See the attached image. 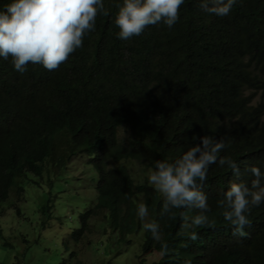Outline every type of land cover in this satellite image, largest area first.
Listing matches in <instances>:
<instances>
[{
	"label": "trees",
	"instance_id": "16d2710c",
	"mask_svg": "<svg viewBox=\"0 0 264 264\" xmlns=\"http://www.w3.org/2000/svg\"><path fill=\"white\" fill-rule=\"evenodd\" d=\"M11 2L0 0V11ZM103 2L109 16L98 14L95 30L57 69L29 63L20 74L11 57L0 58V204L11 189L22 196L27 186L40 188L47 199L43 216L58 207L75 213L58 218L62 226H76L65 241L70 250L99 216L120 243L130 242L141 230L143 203L161 239L145 231L142 264L162 243L170 251L153 264H264V203L251 208L243 237L233 235L217 207L231 182L250 185L246 167L264 173V0H238L225 17L185 0L172 28L148 26L128 40L117 38L114 22L123 0ZM65 130L96 175L94 197L78 212L58 197L64 175L51 169L55 138ZM195 136L225 140L220 155L230 156L242 173L237 181L231 169L210 166L202 186L211 209L204 227L191 224L196 209H174L175 219L161 216L162 195L149 183L136 184L123 164L131 159L153 170L157 160L180 158Z\"/></svg>",
	"mask_w": 264,
	"mask_h": 264
},
{
	"label": "clouds",
	"instance_id": "9594fccd",
	"mask_svg": "<svg viewBox=\"0 0 264 264\" xmlns=\"http://www.w3.org/2000/svg\"><path fill=\"white\" fill-rule=\"evenodd\" d=\"M238 0H199L203 12L225 17ZM185 0H123L117 4L115 25L117 38L128 40L139 36L148 26L163 23L172 28L179 19V9ZM109 16L103 0H12L0 11V58L8 60L20 74L27 65H40L52 71L64 63L76 49L82 47L84 36L95 30L96 18ZM190 149L172 162L157 160L149 176V183L163 197L160 215L175 219L174 209H196L199 214L191 218L196 227L207 226L211 211L208 197L202 190L211 165L231 169L239 181L240 165L230 156L220 153L228 146L225 140L212 136H195ZM198 141V142H197ZM253 179L249 184L231 182L217 200V207L233 235L246 236L250 226L248 214L253 207L264 203V173L258 167H246ZM138 216L148 214L147 206L139 205ZM183 217V213H181ZM214 222V221H213ZM152 238L161 239L160 225L150 222L144 225ZM193 240L197 238L193 233ZM167 243H162L159 255L169 253Z\"/></svg>",
	"mask_w": 264,
	"mask_h": 264
},
{
	"label": "rangeland",
	"instance_id": "374dc122",
	"mask_svg": "<svg viewBox=\"0 0 264 264\" xmlns=\"http://www.w3.org/2000/svg\"><path fill=\"white\" fill-rule=\"evenodd\" d=\"M127 136L123 130L121 137ZM81 150L65 130L56 136L50 160L53 176L64 175L58 185L65 184V188L58 197L62 201H72L74 207H79L74 208L77 212L80 204L83 207L85 201L93 199L96 179L94 169L87 164ZM123 164L128 167L136 184L149 183L151 169L131 159L123 161ZM67 180L69 182L65 183ZM16 191L11 189L8 201L0 204V264H106L109 261L111 264H142L144 225L150 223L149 211L143 219L140 218L141 230L130 236L128 243H120L119 236L99 216L91 220L89 234L82 242L73 243L68 250L65 241L76 226L68 225V220L67 226H62L58 218L75 214L73 210L58 207L53 209V216L47 218L40 210L47 203L43 190L27 186L22 196ZM14 204L20 207L18 215L12 207ZM5 241L11 247L4 248ZM73 253L76 255L71 257ZM160 259L159 254H151L143 261L153 264Z\"/></svg>",
	"mask_w": 264,
	"mask_h": 264
}]
</instances>
